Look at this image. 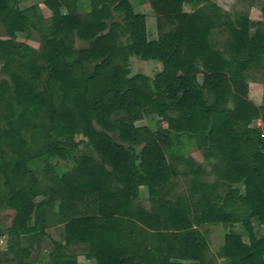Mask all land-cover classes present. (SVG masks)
I'll return each instance as SVG.
<instances>
[{"label":"trees","instance_id":"1","mask_svg":"<svg viewBox=\"0 0 264 264\" xmlns=\"http://www.w3.org/2000/svg\"><path fill=\"white\" fill-rule=\"evenodd\" d=\"M78 1L44 0L46 27L37 6L0 0L8 37L0 61L10 79L0 83V209L14 211L0 230L6 251L15 253L21 236L44 235L51 215L64 235L63 244L53 242L51 264H77L63 253L72 244L86 245L93 264H264V236L253 227H264V151L249 127L264 122V106L247 100L245 83L248 69L264 66V7L252 23L208 0H145L156 17V39L148 40L130 0H87L85 14ZM30 30L44 50L24 64L33 52L24 46L22 55L13 39ZM214 32L223 43L211 42ZM73 40L87 46L75 49ZM131 56L162 70L129 76ZM148 116L157 119L155 132L136 126ZM174 135L193 138L203 164L178 154ZM76 136L96 157L77 155ZM178 164L192 179L170 199ZM214 224L241 225L247 243L226 234L211 255L199 228Z\"/></svg>","mask_w":264,"mask_h":264},{"label":"rangeland","instance_id":"2","mask_svg":"<svg viewBox=\"0 0 264 264\" xmlns=\"http://www.w3.org/2000/svg\"><path fill=\"white\" fill-rule=\"evenodd\" d=\"M137 2V5L139 4V1L145 3V0H135ZM209 2L215 4L218 8H220L223 12H226L228 14H233L235 12H240L241 14L245 15L252 23L260 22L262 21V14H261V8L264 7V0H208ZM80 0L78 1V12L80 14H85L88 11L82 12L81 8L79 7ZM150 7V6H149ZM148 7V8H149ZM135 8V7H134ZM134 10V9H133ZM153 12V11H151ZM143 15V14H141ZM145 18V26L147 25V20L145 15H143ZM43 19V18H42ZM148 21L151 26L147 28L146 26V33H147V39L148 40H155L156 39V17L153 13L152 16L149 15ZM44 25L47 21H44ZM46 22V23H45ZM1 24V23H0ZM2 25V24H1ZM3 26V25H2ZM34 31V32H31ZM2 38V39H1ZM8 37L5 34V29L3 27L0 28V40H7ZM225 40L224 35H220L216 32L213 33L211 36V42H220L223 43ZM13 42L15 44L21 45V54L25 55L27 54V50L24 48H28L33 52V55L30 56V58H26L23 63L28 64L31 59L35 60L38 56H40L44 50V42L41 39L39 33L35 30H30L27 33H17L15 35V38L13 39ZM122 42L124 43V39H122ZM87 45L83 42H80L78 40H73V47L75 49H83ZM136 58L131 65L130 58ZM129 57V70L130 75L131 72L136 70V72L140 75H144L148 78H153L154 75L162 70L157 69V64H161L157 61H143L138 57L131 56ZM153 62L149 64L148 62ZM147 62V63H146ZM136 74V75H138ZM245 83L248 86H250V90L248 91L247 100L249 102H253L252 105L255 107L264 106V66L259 68H250L245 73ZM2 81L9 82V77L4 73L3 71V64L0 61V83ZM199 84H201L202 77L201 75H197V80ZM258 83L259 86L256 84ZM233 103L230 102L227 105V109H232ZM156 117L155 116H148L143 118L141 121L136 123V126H145L149 128L152 132L156 131ZM262 126H264V122L261 120V118H257L251 122L249 127L253 130H256V133L261 135L262 132ZM4 128V125L0 123V130ZM262 137V135H261ZM264 140V137H262L261 142ZM76 146H77V155H87L96 157V154L91 149L87 141L82 136H76L75 137ZM262 150L264 151V141L262 142L261 146ZM29 150H34V147L31 146ZM191 158V157H189ZM185 159V158H184ZM194 159L197 164H203V161L201 163H198L199 160H202V154H197V157L191 158ZM191 159H186L190 161ZM204 159V157H203ZM192 161V160H191ZM193 162V161H192ZM194 162V163H195ZM58 163L65 167L66 164L63 161H58ZM184 167L185 171L187 170V167L184 164H178L176 172H179L181 168ZM184 171V172H185ZM180 174H182L180 172ZM206 182H211L212 176L208 175L207 179H205ZM1 182V181H0ZM178 185L173 189L172 194L169 195V198L172 199L177 194L184 195L185 191L188 187V182L184 178H180L178 180ZM235 188H237L241 194H243V186L241 184L234 185ZM142 187H140L138 190V198L142 201L145 206L148 205V195H146L142 190ZM2 194H6V191L2 188L1 189ZM147 193V192H146ZM42 200V197H38L37 201ZM14 216V211L11 208H1L0 209V230L5 231L7 228L10 227L12 218ZM53 219V218H52ZM51 219V215H49L48 221H47V227L45 230V234H38L37 236H21L17 242L14 244L15 253L12 251L7 252V243H8V235H6V232H3V235L0 237V264H4L7 260L6 264H16V262L20 259L22 260V263L24 264H51V257L54 250V246L52 245L51 235L54 236L55 239H57L61 244L64 243V235H63V228H62V234L60 233V227H62V224L57 223L54 219ZM59 227L57 231H54L51 233L52 228ZM253 227L256 237H263L264 236V227L259 226L255 220H253ZM56 229V228H55ZM199 231L206 239L207 245L209 247V251L211 255H214L218 252V249L221 247L224 241V236L226 234H236L239 235L244 242L247 243L248 236L243 227L239 224H228V225H222V224H214V225H202L199 228ZM74 245V244H72ZM70 245V246H72ZM70 246L64 248L63 253L68 256H72L76 259L79 257H83L87 255L88 249L86 245H82L81 247L76 246L75 249L70 250ZM19 249H23L27 251L26 256H20ZM72 249V248H71ZM72 254V255H71ZM86 257V256H85ZM89 260V259H88ZM93 261V260H92ZM77 262V261H76ZM81 264H84L83 259L80 261ZM94 263V261H93ZM92 263V264H93ZM217 264H225V261L222 259H217Z\"/></svg>","mask_w":264,"mask_h":264},{"label":"crops","instance_id":"3","mask_svg":"<svg viewBox=\"0 0 264 264\" xmlns=\"http://www.w3.org/2000/svg\"><path fill=\"white\" fill-rule=\"evenodd\" d=\"M16 2H17V6H18V8L20 9V10H25V9H28V8H30V7H33V6H37L38 8H39V11H40V15L42 16V18H43V20L44 21H47L48 22V24L46 23V27H48V26H50L51 25V20H50V18H51V15H52V13H51V11L44 5V0H16ZM130 3H131V5H132V8L134 9L133 11L135 12V13H137V14H143V15H145V17H146V20H147V28L148 27H150L151 26V24L148 22V21H150V19L148 20V18H149V15L150 16H152L153 15V12H151L152 10H151V8L149 7V4L145 1V3H143L142 1L140 2L139 1V4L137 5V2L135 1V0H130ZM79 7L81 8V11L82 12H84L85 11V9H86V11H89V3H88V1L87 0H80V3H79ZM135 7V8H134ZM149 7V8H148ZM85 11V12H86ZM63 12H65V10H63ZM0 28H2L3 29V26L0 24ZM31 32H34V31H31ZM2 39V38H1ZM136 58H130V63H131V65L133 64V62H134V60H135ZM147 63V62H146ZM149 64H151V63H153L152 61L151 62H148ZM157 69H161V64H157ZM136 74H138L137 72H136V70L134 71H132L131 72V75H136ZM258 86H259V84L258 83H256ZM249 92H251L252 93V91L250 90V86H249V90H248ZM253 103V102H252ZM174 138H175V140L177 141V144H176V146H175V150H176V152L178 153V154H180V155H182V157H184L185 159H191V158H195V157H197V154H202V160H199V162L198 163H201V161H203L204 162V159H203V153H202V151L201 150H199V148H198V146H197V144H196V142H195V140L193 139V138H180V137H178L177 135H174ZM189 157H191V158H189ZM193 162H195V160L194 159H191ZM196 163V162H195ZM197 164V163H196ZM206 170H207V168H206ZM184 171H185V168L184 167H182L181 168V170H179V172H177V173H182V174H179V175H177L176 176V180H177V185H178V180H180V178H184V179H186V181L188 182V185H189V180H191L192 179V176L191 175H187L186 177H185V175H184ZM212 180H213V177H212ZM211 180V181H212ZM143 189V190H142ZM142 191L147 195V193H146V190H145V188H143L142 187ZM56 228V229H55ZM55 228H52V230L53 231H51V233L52 232H54V231H57L58 232V228L59 227H55ZM61 229V231H60V233L62 234V228H63V225H62V227H60ZM51 239H53L52 240V245H53V242H56V243H59V244H61V242H59L57 239H55L54 238V236L53 235H51ZM54 246V245H53ZM76 246L77 245H72V246H70L69 248H70V250H73V249H75L76 248ZM82 245H78V247H81ZM72 248V249H71ZM72 255V254H71ZM72 256H74V255H72ZM86 256V255H85ZM85 256H83V257H79L78 259H76V261H77V264H81L80 263V261H81V259H83V261H84V264H92L93 263V261L92 260H88Z\"/></svg>","mask_w":264,"mask_h":264},{"label":"built area","instance_id":"4","mask_svg":"<svg viewBox=\"0 0 264 264\" xmlns=\"http://www.w3.org/2000/svg\"><path fill=\"white\" fill-rule=\"evenodd\" d=\"M261 135H262V137H264V126H262V132H261ZM261 135L259 134V136H260V139L262 140V137H261ZM264 141V140H263ZM262 141V142H263Z\"/></svg>","mask_w":264,"mask_h":264}]
</instances>
